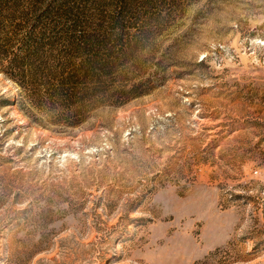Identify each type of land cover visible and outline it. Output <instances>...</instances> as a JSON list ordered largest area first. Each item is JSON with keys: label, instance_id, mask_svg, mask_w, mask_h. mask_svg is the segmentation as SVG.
I'll list each match as a JSON object with an SVG mask.
<instances>
[{"label": "rangeland", "instance_id": "1", "mask_svg": "<svg viewBox=\"0 0 264 264\" xmlns=\"http://www.w3.org/2000/svg\"><path fill=\"white\" fill-rule=\"evenodd\" d=\"M0 264H264V0H0Z\"/></svg>", "mask_w": 264, "mask_h": 264}, {"label": "trees", "instance_id": "2", "mask_svg": "<svg viewBox=\"0 0 264 264\" xmlns=\"http://www.w3.org/2000/svg\"><path fill=\"white\" fill-rule=\"evenodd\" d=\"M31 39L32 41H30V44L27 45L26 47L28 48H31V54H27V56L25 58L22 59V61L20 63H18L19 65H23L25 66L24 69H23V73L25 72V75H24V78L26 79L27 77H30L31 79H34V76L36 75V73H40L39 71L41 69H39L37 66H35L34 61L40 57V50H41V47L45 44H41V39L38 40V39H35L33 38V36H31ZM95 39L92 38L91 41L89 40H85L84 44H90V47H91V50L89 49L90 47H87V46H81L80 44H73L74 48L73 50H76V52L74 53H78V54H81V55H87V54H92L91 57H87L89 58L88 60H85L83 62V64L80 66L82 67V69H84L86 72L88 73H92L94 72V70L96 69H100L102 70L106 65L105 64H99V62H97L95 56L93 53H94V46H96L95 44ZM36 42V43H35ZM35 43V45H33ZM39 43V44H38ZM94 45V46H93ZM51 46H52V43H51ZM25 47V48H26ZM27 59V61H26ZM15 61H17L16 59H13ZM25 61V62H24ZM50 77L53 78L55 76H62L64 77V68H60V70H55V71H51V70H47ZM48 73H45V75H48ZM86 73V74H88ZM71 78H74V76H72ZM72 82V81H70ZM58 87V86H57ZM69 92V91H67ZM52 93L55 94V96H58V94H62L63 93V90L62 89H59V90H54Z\"/></svg>", "mask_w": 264, "mask_h": 264}]
</instances>
